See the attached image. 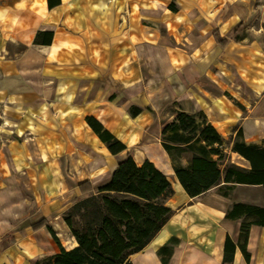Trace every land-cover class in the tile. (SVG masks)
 <instances>
[{"label":"crops","instance_id":"obj_1","mask_svg":"<svg viewBox=\"0 0 264 264\" xmlns=\"http://www.w3.org/2000/svg\"><path fill=\"white\" fill-rule=\"evenodd\" d=\"M239 22L249 37L229 39ZM263 24L264 0H59L51 7L47 0H0V264H36L59 251L46 226L31 228L43 218L58 238L69 233V247L60 241L64 247L76 244L62 214L78 194L77 185L105 182L110 157L127 151L111 154L85 117L93 116L113 133L104 123L112 117L101 115L106 107H94L99 84H142V54L166 60V74L149 84H169L174 96L182 94L194 106L176 109L203 111L221 133L228 153L222 167L231 162L248 169L227 137L240 129L246 143L264 139ZM216 29L228 40L224 48L213 36ZM43 31L53 33L51 43H34ZM18 43L24 49L12 52ZM202 84H242L246 94L237 92L235 99L243 105L261 95L251 112L256 119ZM147 116L142 109L132 117ZM144 141L147 156H132L138 163L149 159L173 177V193L165 199L173 213L145 248L131 255L132 263L163 264L158 250L174 237L165 264H221L228 235L236 244L233 264H264V226L249 225L246 259L237 240L241 223L253 217H225L233 203L264 207L263 185L221 181L189 197L161 144H150V137ZM70 149L79 155L83 172L72 170L71 159L63 167L62 155ZM99 158L106 164L92 171ZM174 223L179 228L172 229ZM162 231L165 236L153 247Z\"/></svg>","mask_w":264,"mask_h":264},{"label":"trees","instance_id":"obj_2","mask_svg":"<svg viewBox=\"0 0 264 264\" xmlns=\"http://www.w3.org/2000/svg\"><path fill=\"white\" fill-rule=\"evenodd\" d=\"M57 1L47 0L48 7ZM169 6L175 11L173 4ZM262 27L264 30V24ZM52 36L50 31L37 32L33 42L48 45ZM213 36L221 47L226 45V40L220 38L217 31ZM242 37L235 36V39ZM146 109L153 112L149 107ZM141 111L142 108L137 106L129 108L132 116ZM173 113L174 117L162 127L159 141L170 159L174 177L189 197L198 196L221 181L261 184L264 190V139L260 144L246 143L238 129L231 139V151L245 158L250 167L246 169L231 162L222 167L228 155L225 139L204 112L179 108ZM85 121L111 154L127 149L126 144L99 120L86 116ZM225 186L232 188V185ZM77 189L78 194L62 214L76 244L71 248L64 247L43 218L31 228L46 226L59 251L43 256L36 264H133L131 255L143 250L173 213L165 203L173 193L168 176L147 158L136 162L129 151L117 162L105 182L93 186L86 180L79 183ZM241 215L253 217L251 221L241 223L237 240L248 259L245 247L248 227L251 224L264 226V207L233 203L225 213L230 219ZM175 242L176 238L171 237L158 250L163 264L166 258L161 252L166 251L168 256ZM235 249L236 244L227 235L221 264H233Z\"/></svg>","mask_w":264,"mask_h":264},{"label":"rangeland","instance_id":"obj_3","mask_svg":"<svg viewBox=\"0 0 264 264\" xmlns=\"http://www.w3.org/2000/svg\"><path fill=\"white\" fill-rule=\"evenodd\" d=\"M239 23H241V25H239ZM239 23L236 24L231 30H229L227 34V37L229 39H235V36L249 37L247 26L244 25L243 22ZM259 24V21H255L254 27L258 26ZM215 31L218 32L217 29ZM223 39L226 40L227 45V38ZM23 49L24 46L19 43L13 44L10 48L12 52L21 51ZM165 61V57H163L161 60L150 54H142V84H133L129 86L127 84H99V89L97 91V94L99 96L94 101V107L95 109L106 107L101 111V115L114 118L104 120V123L112 129L113 133L117 137L126 142L127 151L135 156L136 159L147 156L144 148L147 144L144 141L145 137H150V144H160L159 135L161 124L170 118L177 107L194 109V106H192L185 99V97H183L182 94L174 96L171 93L169 84H149L152 82L160 81L159 77H163V75L166 74ZM202 86L208 93L224 95L229 101L233 102V104L237 105L241 109L243 115L246 114L252 116V119H256V116L252 115L251 112L256 107L257 102L261 99V95L256 96L251 104L243 105L235 99L236 94L239 95V93L237 92H240V94L242 95H244L245 93V87L242 84H202ZM262 95H264V93ZM131 106L142 108L146 113H148V116L146 118H133L129 112V108ZM147 107H149L153 112H150L148 109H146ZM25 136L27 138H30L32 134L28 132L25 133ZM232 137L233 135L231 134L229 137H227V141L228 139L231 140ZM149 153L151 155H157L154 149H149ZM122 155H125V153H121V155H119L118 157H110V161L106 170L108 171V175L106 177L109 176L114 162ZM62 157L63 167H66L67 161L71 159L72 170L74 168V171L77 170V172L79 173L80 171H84V166L80 162L79 158H77L79 157V155L74 150L70 149V151L67 154H63ZM100 163L106 164L104 160L99 158L91 163L90 169L92 171H96ZM98 172L99 173L96 172L98 175L102 174L103 169L100 168ZM169 179L171 181L173 180V177L170 176ZM92 184L93 186H96L97 183ZM177 228H179L178 224L174 223L172 229ZM59 239L66 247L70 246L69 233L61 232L59 234ZM154 241L156 240L154 239ZM158 242L159 240L156 242H152L154 243L153 247ZM161 255L166 258L167 252L163 251L161 252ZM24 264H27V262H25Z\"/></svg>","mask_w":264,"mask_h":264},{"label":"bare ground","instance_id":"obj_4","mask_svg":"<svg viewBox=\"0 0 264 264\" xmlns=\"http://www.w3.org/2000/svg\"><path fill=\"white\" fill-rule=\"evenodd\" d=\"M166 232L165 231H162L161 234L159 235L158 238H156L155 240L158 241V240H161L164 236H165ZM154 241V242H156ZM154 244V243H153Z\"/></svg>","mask_w":264,"mask_h":264}]
</instances>
